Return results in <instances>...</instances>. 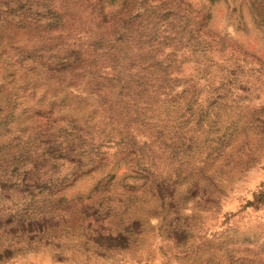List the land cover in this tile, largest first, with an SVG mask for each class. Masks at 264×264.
<instances>
[{"label":"rangeland","instance_id":"1","mask_svg":"<svg viewBox=\"0 0 264 264\" xmlns=\"http://www.w3.org/2000/svg\"><path fill=\"white\" fill-rule=\"evenodd\" d=\"M0 264H264V0H0Z\"/></svg>","mask_w":264,"mask_h":264}]
</instances>
